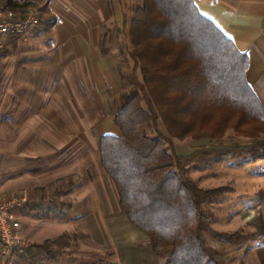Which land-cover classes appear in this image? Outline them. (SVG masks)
Here are the masks:
<instances>
[{"label": "crops", "instance_id": "crops-1", "mask_svg": "<svg viewBox=\"0 0 264 264\" xmlns=\"http://www.w3.org/2000/svg\"><path fill=\"white\" fill-rule=\"evenodd\" d=\"M18 1L33 3L43 19L56 23L50 32L41 25L32 36L11 37L0 46V197L27 189L30 200L18 211L24 233L55 246L64 240L67 251L36 264H96L93 255L70 250L78 241L95 256L110 250L112 260L103 264H159L149 238L122 210L99 155V141L108 134L103 131L118 133L114 117L135 67L128 32L143 0ZM195 2L248 56L246 77L264 104V0ZM81 89L94 100L90 120L79 117L71 104ZM176 148L181 155L195 151L178 143ZM235 164L232 172L238 176L264 178V170L253 169L264 166V159ZM253 178L251 186L257 184ZM238 187L248 192L245 185ZM257 208L260 213H253ZM262 208L264 195L243 207L241 214L252 212L243 225L261 229ZM260 234L246 252L255 251L264 264V230ZM59 255L73 262L60 263ZM16 264L28 262L20 255Z\"/></svg>", "mask_w": 264, "mask_h": 264}, {"label": "trees", "instance_id": "trees-1", "mask_svg": "<svg viewBox=\"0 0 264 264\" xmlns=\"http://www.w3.org/2000/svg\"><path fill=\"white\" fill-rule=\"evenodd\" d=\"M1 3L12 10L34 5ZM55 23L42 18L46 33ZM128 35L135 62L132 88L122 94L114 117L120 134L99 141L102 166L128 220L149 238L163 264H230L206 234L226 245L261 235L215 229L207 205L225 190L201 186L189 166L200 159H264V104L246 77L249 58L199 12L195 0H143ZM229 130L255 141L188 155L176 148V140L217 141ZM58 251L45 240L21 257L36 264Z\"/></svg>", "mask_w": 264, "mask_h": 264}, {"label": "rangeland", "instance_id": "rangeland-1", "mask_svg": "<svg viewBox=\"0 0 264 264\" xmlns=\"http://www.w3.org/2000/svg\"><path fill=\"white\" fill-rule=\"evenodd\" d=\"M80 85V83H79ZM127 91L132 88L131 80L127 83ZM71 86L75 90L77 85L76 83H71ZM81 88V87H80ZM73 90V91H74ZM79 93V92H75ZM74 93V94H75ZM92 101L94 102L93 98H91L90 93L84 89H81L80 91V98L72 97L71 104L73 106V109L75 113L79 117H88L89 120L91 117H94V113L92 112L93 109L88 108V106L91 105ZM82 104H79V103ZM85 114H84V113ZM115 127V126H114ZM117 129V128H116ZM118 133L114 134H120L119 130L117 129ZM108 134H113L110 131H107L106 129L103 131ZM150 135H153V131L150 130ZM262 139H264V134H262ZM255 139L248 138L245 136L238 135L234 130H229L225 137L222 140H208V139H202V140H194L187 138L183 141H177L176 143L181 145V147H184V150L189 152L193 150H197L200 148H213V147H226L227 145L240 143V144H249L251 142H254ZM239 160H243V158H234L231 160H220V159H200L196 161L194 164H191L189 166L190 170V176L198 181L201 186L205 188H212L213 186L220 185V187L224 188V192L220 195L219 200L216 202L210 203L207 205L208 210L212 217V226L219 230V231H226V232H234V231H240L243 234H250L253 232H260L262 233L264 230V208H262L261 211V231L257 229L254 225L248 226L243 225V221L248 218V214L250 213H258V208L253 210L252 212H248L245 214H241V209L243 207H248L256 204L258 201L262 200V197L264 195V178L262 179H255L253 177H244L243 174L239 175L236 174L234 171L236 168V164ZM230 164L231 166H229ZM235 164V165H234ZM234 165V168H233ZM255 171L263 172L264 166L254 167ZM245 175V174H244ZM254 179L256 181V185L250 184V181L248 179ZM223 184V185H222ZM243 184L247 188L245 191L248 192H241L243 188H239L238 185ZM237 187V188H236ZM261 204V203H260ZM259 204V207H260ZM260 213V212H259ZM107 230V229H105ZM105 234H107L105 232ZM261 235V234H260ZM76 236H78V233L76 232ZM206 240L207 242L215 247L216 249L222 251L227 256L230 264H261L260 259L258 258V255L255 251L252 253L247 254L246 251H248L249 247L253 245L252 241L253 239H249L243 243L240 244H234V245H226L221 243L220 241H217L213 239L210 235L206 234ZM32 239V238H30ZM60 239V238H59ZM33 240V239H32ZM34 243L36 242L33 240ZM78 241V237H77ZM43 242V241H42ZM79 242V241H78ZM78 242H72L70 246L71 251H85L84 255L95 257V263L96 264H103L105 261L112 260V256H110V250L103 249L100 253L96 256L92 253L93 251L89 250L87 247L84 249V245L82 243ZM37 243V242H36ZM64 240H58L57 246H55V249L59 251H67V249L64 247ZM58 262H73L71 259H65L64 257L59 255ZM115 260H120L115 256ZM159 264H163V261L159 258Z\"/></svg>", "mask_w": 264, "mask_h": 264}, {"label": "built area", "instance_id": "built-area-1", "mask_svg": "<svg viewBox=\"0 0 264 264\" xmlns=\"http://www.w3.org/2000/svg\"><path fill=\"white\" fill-rule=\"evenodd\" d=\"M42 25V11L37 6L23 10L6 8L0 0V46L11 37L32 36ZM30 200L27 189L0 197V264H16L18 257L34 244L23 231L18 211Z\"/></svg>", "mask_w": 264, "mask_h": 264}]
</instances>
